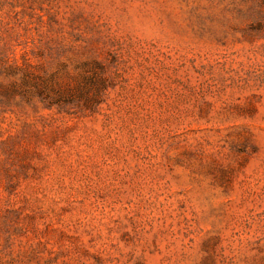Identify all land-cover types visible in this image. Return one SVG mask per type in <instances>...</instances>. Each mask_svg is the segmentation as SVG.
<instances>
[{
    "label": "rangeland",
    "instance_id": "374dc122",
    "mask_svg": "<svg viewBox=\"0 0 264 264\" xmlns=\"http://www.w3.org/2000/svg\"><path fill=\"white\" fill-rule=\"evenodd\" d=\"M0 264H264V0H0Z\"/></svg>",
    "mask_w": 264,
    "mask_h": 264
}]
</instances>
